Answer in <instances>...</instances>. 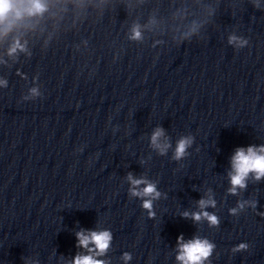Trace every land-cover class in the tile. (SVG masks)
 I'll return each mask as SVG.
<instances>
[{"label": "clouds", "instance_id": "obj_1", "mask_svg": "<svg viewBox=\"0 0 264 264\" xmlns=\"http://www.w3.org/2000/svg\"><path fill=\"white\" fill-rule=\"evenodd\" d=\"M43 10V5L40 0H30V6L24 9L27 11L29 15L41 12ZM22 14L21 9L17 6L14 0H0V22H4L9 18L10 15H14L19 18ZM140 33L139 31L134 29L133 39H139ZM235 37L230 38V42L235 40ZM35 93L36 90L33 89ZM162 135V130L157 129L152 135V144L154 147L160 149L161 153L165 151L167 145H161L158 143L159 138ZM190 138H182L176 147L175 150V158L179 159L185 154L186 148L190 145ZM232 169L233 173L231 174V184L232 188L229 190L232 193L236 192L237 187L244 188L246 178L249 173H253L256 180L264 177V147L256 149L254 147H248L247 150L244 148H239L236 150L234 156L232 157ZM129 180L134 186L140 185L141 183L146 184L142 191L138 192L135 190V187L132 189V195L143 196V197H158L159 193L155 189V185L151 183H147L144 180L132 179L131 175H129ZM200 207L203 209L208 204H213V201H204L201 200ZM144 208H151V201L145 200L143 204ZM243 207V205H241ZM236 210L233 209L234 213ZM185 215H188L185 213ZM201 215L206 217L210 223L216 224L217 218L213 215H209L207 212L203 213H193V219L200 220ZM77 239L79 241V246L88 248L90 243L95 245L96 251L98 254H103L104 251L108 248L111 234L107 231L95 232L92 231L88 234H85L84 231L78 232ZM182 240V237L178 238V242ZM213 245L209 244L206 240L201 241L199 239H194L189 241L188 243L181 244V252L178 255L177 259L182 262V264H201L203 259H206L212 249ZM247 246L244 244L239 245V249H244ZM89 251H93L89 249ZM125 258L129 257L127 254ZM73 264H104L101 260H96L92 255L86 256H77L73 262Z\"/></svg>", "mask_w": 264, "mask_h": 264}]
</instances>
